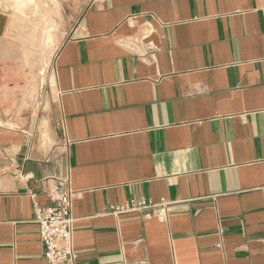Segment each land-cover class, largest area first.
I'll return each instance as SVG.
<instances>
[{
  "label": "crops",
  "instance_id": "obj_1",
  "mask_svg": "<svg viewBox=\"0 0 264 264\" xmlns=\"http://www.w3.org/2000/svg\"><path fill=\"white\" fill-rule=\"evenodd\" d=\"M6 107L0 264H46L53 184L75 264H264V0H91L41 102ZM142 200L167 220L112 212Z\"/></svg>",
  "mask_w": 264,
  "mask_h": 264
},
{
  "label": "rangeland",
  "instance_id": "obj_2",
  "mask_svg": "<svg viewBox=\"0 0 264 264\" xmlns=\"http://www.w3.org/2000/svg\"><path fill=\"white\" fill-rule=\"evenodd\" d=\"M90 1L0 0V60L9 76L0 100L7 111L41 102L51 63Z\"/></svg>",
  "mask_w": 264,
  "mask_h": 264
},
{
  "label": "built area",
  "instance_id": "obj_3",
  "mask_svg": "<svg viewBox=\"0 0 264 264\" xmlns=\"http://www.w3.org/2000/svg\"><path fill=\"white\" fill-rule=\"evenodd\" d=\"M59 189V184H53L46 189L52 206L45 208L35 206L34 221L38 227L42 256L46 264H75L70 195ZM167 208L168 203L164 200L158 203L142 200L113 207L112 212L115 214L144 212L146 217H154L162 222L167 220Z\"/></svg>",
  "mask_w": 264,
  "mask_h": 264
},
{
  "label": "bare ground",
  "instance_id": "obj_4",
  "mask_svg": "<svg viewBox=\"0 0 264 264\" xmlns=\"http://www.w3.org/2000/svg\"><path fill=\"white\" fill-rule=\"evenodd\" d=\"M39 6V5H38ZM40 13V12H39ZM34 14V13H33ZM43 15V14H42ZM44 18V16H42ZM37 18V17H36ZM38 20V19H37ZM42 22V21H41ZM45 22V21H44Z\"/></svg>",
  "mask_w": 264,
  "mask_h": 264
}]
</instances>
